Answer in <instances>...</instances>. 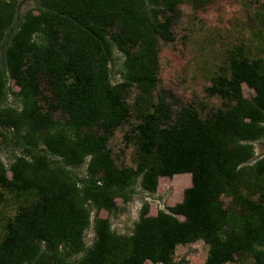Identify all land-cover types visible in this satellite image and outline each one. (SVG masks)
Instances as JSON below:
<instances>
[{"label":"trees","instance_id":"1","mask_svg":"<svg viewBox=\"0 0 264 264\" xmlns=\"http://www.w3.org/2000/svg\"><path fill=\"white\" fill-rule=\"evenodd\" d=\"M211 1L32 0L18 15L0 0V137L17 150L0 161V201L12 207L0 217V264H187L173 260L175 247L198 240L202 264H264V154L253 147L264 138V60L230 53L205 89L222 107L203 117L190 105L173 111V95L156 89L158 42L173 40L179 5ZM131 115L133 167L108 147ZM161 177L181 201L152 216L143 202L131 232H113L115 200L154 194Z\"/></svg>","mask_w":264,"mask_h":264},{"label":"rangeland","instance_id":"2","mask_svg":"<svg viewBox=\"0 0 264 264\" xmlns=\"http://www.w3.org/2000/svg\"><path fill=\"white\" fill-rule=\"evenodd\" d=\"M18 15L32 9V0H12ZM179 16L172 26L173 40L168 43L158 42V84L157 90H168L174 97L171 104L173 111L182 106H193L200 116H204L222 107L221 100L216 96H209L205 89L220 69L226 67L230 53L240 51L249 58L264 60V1L254 0H212L200 8H193L189 3H182L178 7ZM121 57L114 52L110 62L109 80L119 81ZM12 91L16 88L9 82ZM245 98L253 96V91L241 86ZM136 95L134 88L124 96L125 104L132 107ZM6 104L15 105L14 98L9 94ZM132 114V113H131ZM136 124L134 116L119 126L108 142L112 156L117 164L134 166V148L124 134ZM254 157L264 154V138L255 142ZM11 147L2 143L0 137V161L7 166L13 153ZM84 166L75 171L78 176L83 174ZM9 177V173H7ZM172 178V177H171ZM171 178H158L157 189L154 194L147 195L135 188L131 200L122 205L119 199L116 203L118 211L108 216L110 228L120 235H128L137 219L141 203L148 204V214L154 215L157 210L173 206L181 201V195L175 190ZM185 182H183L184 184ZM190 186V185H189ZM184 184V190L189 187ZM179 190V191H180ZM223 202L227 198L223 197ZM8 200L0 201V217L12 214V207ZM7 203V204H6ZM99 217L107 214L101 210ZM180 219V218H179ZM93 239V232L89 227L84 233V244L89 246ZM207 253V246L200 240L175 247L173 260L184 259L187 264H202ZM69 264H74L71 259ZM145 264H150L145 262ZM237 264H251L250 260H243Z\"/></svg>","mask_w":264,"mask_h":264}]
</instances>
